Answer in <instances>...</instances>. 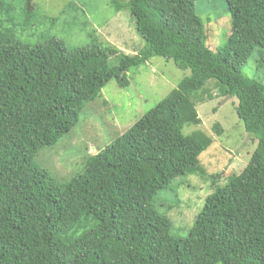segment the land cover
I'll return each instance as SVG.
<instances>
[{"label": "trees", "instance_id": "obj_1", "mask_svg": "<svg viewBox=\"0 0 264 264\" xmlns=\"http://www.w3.org/2000/svg\"><path fill=\"white\" fill-rule=\"evenodd\" d=\"M196 1L109 0L116 13L127 5L145 42L131 56L100 44L72 50L56 38L29 46L0 28V264H264V85L242 73L255 49L264 61V0H224L231 33L217 51ZM12 10L0 0V17L10 20ZM153 57L190 74L69 182L35 164L110 81L126 88L130 71ZM211 81L219 96L237 100L256 145L180 238L155 198L196 175L212 144L200 130L185 132L201 124L195 108Z\"/></svg>", "mask_w": 264, "mask_h": 264}, {"label": "rangeland", "instance_id": "obj_2", "mask_svg": "<svg viewBox=\"0 0 264 264\" xmlns=\"http://www.w3.org/2000/svg\"><path fill=\"white\" fill-rule=\"evenodd\" d=\"M8 2L14 10L8 16L10 20L0 17V28L22 44L35 46L56 38L72 50L100 44L129 56L145 49V42L136 33L134 20L124 3L116 13L109 0ZM195 11L203 23L208 47L212 51L224 47L231 33L225 1L197 0ZM239 47L250 48L248 44ZM261 51L255 49L242 73L264 85ZM109 64L115 66L117 58L110 56ZM189 74V70L177 68L172 61L153 57L130 71L126 88L110 81L95 100L85 105L78 124L55 146L43 148L37 154L35 164L56 182H69L83 172L89 155L126 133ZM206 89L208 93L195 108L201 124L185 132L200 130L212 139V144L200 155L196 175L175 179L155 198L160 214L172 223V234L180 238H186L206 197L244 169L256 145L238 120L237 100L219 96L212 81Z\"/></svg>", "mask_w": 264, "mask_h": 264}]
</instances>
